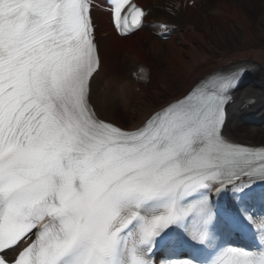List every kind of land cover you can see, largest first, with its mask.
Segmentation results:
<instances>
[{
    "label": "snow or ice",
    "instance_id": "6c2138e0",
    "mask_svg": "<svg viewBox=\"0 0 264 264\" xmlns=\"http://www.w3.org/2000/svg\"><path fill=\"white\" fill-rule=\"evenodd\" d=\"M90 7L0 0V264H150L143 245L209 209L206 199L182 206L188 197L264 180V148L221 134L232 79L135 132L98 119ZM110 11L120 30L146 17L132 0H111ZM222 264H264V251L230 250Z\"/></svg>",
    "mask_w": 264,
    "mask_h": 264
},
{
    "label": "bare ground",
    "instance_id": "6f19581e",
    "mask_svg": "<svg viewBox=\"0 0 264 264\" xmlns=\"http://www.w3.org/2000/svg\"><path fill=\"white\" fill-rule=\"evenodd\" d=\"M184 1L139 0L147 15L145 22L151 25L148 35L137 37L139 51L153 77L138 95L134 94L136 84L129 72V67L136 63L132 56L137 54L131 38L113 33L101 40L98 55L103 73L92 77L89 85V101L95 113L103 120L135 131L152 114L183 98L210 73L248 63L254 66L255 72L239 88L236 104L245 97L254 98L255 103L246 112L262 127L257 131L244 127L242 112H237L230 114L222 133L251 145L264 144V34L258 33L264 26V0H236L240 6L251 8L244 12L239 6L230 7L226 0H210L206 9L198 13L188 9ZM248 14L260 16L258 31L253 29L255 25ZM98 18H102V25L98 24ZM94 20L98 29L110 27L103 12L94 14ZM235 25L244 31L247 40ZM181 28L182 32L178 33ZM157 33H172L170 43L157 38L151 40ZM215 41L219 52L215 46L211 47ZM120 43H124L129 54L125 59L121 57ZM121 108L125 109L126 116L122 115ZM235 108L233 105L232 111Z\"/></svg>",
    "mask_w": 264,
    "mask_h": 264
},
{
    "label": "rangeland",
    "instance_id": "374dc122",
    "mask_svg": "<svg viewBox=\"0 0 264 264\" xmlns=\"http://www.w3.org/2000/svg\"><path fill=\"white\" fill-rule=\"evenodd\" d=\"M227 1V3H228V5L230 6V7H234L235 5L236 6H239L240 7V9L244 12L245 10H247V11H250L251 10V8H249V6L248 5H239V3H238V1H236V0H226ZM208 2H210V0H204V1H201V2H199L197 5H195V6H193L191 9H195V13H198L199 11H203L204 9H206L205 7H206V3H208ZM238 4V5H237ZM242 6H244V7H242ZM246 6V7H245ZM252 6V5H251ZM250 6V7H251ZM253 7V6H252ZM244 8V9H243ZM211 13H209V15H210ZM248 16L251 18L250 20H251V22L252 23H254V30H256V31H258V27H259V23H258V20H259V18H260V16L258 15H249L248 14ZM254 16H255V19H254ZM234 28H236V25L234 26ZM237 30L239 29L238 27L236 28ZM239 31H241V33H243V36L245 35L244 34V31L241 29H239ZM180 32V31H179ZM181 32H182V30H181ZM201 33H205L206 34V31H200ZM259 35H262V34H264V26L262 25V30H259ZM145 34H147L148 35V33H146V31H139V32H137L135 35H132V36H130V38H131V40H132V43H133V45L136 47V49H137V54L135 55V56H132L133 58H135V60H138V61H141L142 62V56H141V54H140V51H139V41H138V38L137 37H140V36H142V35H145ZM245 37H246V35H245ZM230 38H232V37H230ZM151 40H156L155 38H153V37H151ZM246 40H247V37H246ZM245 40V41H246ZM251 40H253L252 38H251ZM167 41H169V43H170V40H167ZM212 42V41H211ZM171 43H173L172 41H171ZM215 44H212L211 45V47L212 46H215V48H216V46H218L217 44H216V41L214 42ZM124 43H120V49L122 50L121 51V57L122 58H126L127 56H129V54L126 52L127 51V48H125V46L123 45ZM125 48V49H124ZM126 50V51H125ZM210 50V49H209ZM220 50H218L217 48H216V52H219ZM214 53V52H213ZM122 54H124V56L122 55ZM218 54V53H217ZM130 55H132V54H130ZM150 76L151 77H153L152 76V72H150ZM171 93V92H170ZM137 95H138V93H137ZM148 96H151V95H148ZM120 110H122V112H123V116H126V114L124 113L125 112V109H123V108H121ZM243 126L244 127H246V128H251V130H253V131H257V130H259V128L260 127H258L257 125H253V124H251V123H245V124H243Z\"/></svg>",
    "mask_w": 264,
    "mask_h": 264
}]
</instances>
